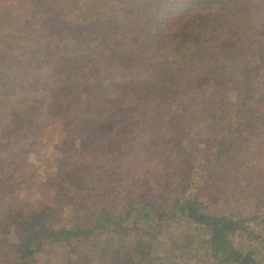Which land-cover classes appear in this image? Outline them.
<instances>
[{
	"label": "trees",
	"instance_id": "16d2710c",
	"mask_svg": "<svg viewBox=\"0 0 264 264\" xmlns=\"http://www.w3.org/2000/svg\"><path fill=\"white\" fill-rule=\"evenodd\" d=\"M262 231L264 0H0V264H264Z\"/></svg>",
	"mask_w": 264,
	"mask_h": 264
},
{
	"label": "rangeland",
	"instance_id": "374dc122",
	"mask_svg": "<svg viewBox=\"0 0 264 264\" xmlns=\"http://www.w3.org/2000/svg\"><path fill=\"white\" fill-rule=\"evenodd\" d=\"M58 140V133H53L51 134V132H48L46 135H45V141L43 142V145H42V154L44 155V159L42 160V163L44 162H47L49 164H51V161H52V158H53V155L51 153V146L56 143ZM27 196L29 194H26ZM259 235H263L264 232H259L258 233ZM13 235L14 233H10L9 235H7V237H5V240H8V241H15L13 239ZM252 242V241H250ZM253 245H256V242H253L252 243ZM264 251V250H263ZM204 255L200 254L197 256V258L195 259H190V263L191 264H209V262L203 258ZM260 259V261L264 262V253L263 252H260V257H258ZM176 258L174 260V262H176ZM173 261V260H172ZM205 261V262H204ZM161 264V263H159ZM162 264H165V262H162Z\"/></svg>",
	"mask_w": 264,
	"mask_h": 264
},
{
	"label": "built area",
	"instance_id": "2783aa9c",
	"mask_svg": "<svg viewBox=\"0 0 264 264\" xmlns=\"http://www.w3.org/2000/svg\"><path fill=\"white\" fill-rule=\"evenodd\" d=\"M235 264H239V263H235Z\"/></svg>",
	"mask_w": 264,
	"mask_h": 264
}]
</instances>
